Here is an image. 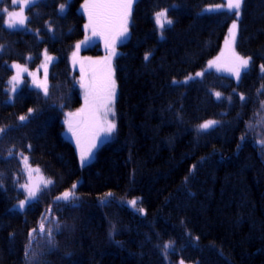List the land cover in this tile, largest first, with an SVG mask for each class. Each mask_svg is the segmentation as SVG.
<instances>
[{
    "label": "trees",
    "instance_id": "1",
    "mask_svg": "<svg viewBox=\"0 0 264 264\" xmlns=\"http://www.w3.org/2000/svg\"><path fill=\"white\" fill-rule=\"evenodd\" d=\"M86 1L61 13L67 0H38L19 31L0 15V264H264V0H243L237 50L250 63L239 83L215 73L183 83L221 51L235 15L207 10L224 0H138L115 64L116 134L81 169L62 134L64 117L83 104L70 58L86 37ZM161 11L172 22L162 39ZM44 49L56 56L47 95L24 87L9 102L11 63L36 68ZM21 154L52 184L18 212ZM79 181L73 198L57 201Z\"/></svg>",
    "mask_w": 264,
    "mask_h": 264
},
{
    "label": "rangeland",
    "instance_id": "2",
    "mask_svg": "<svg viewBox=\"0 0 264 264\" xmlns=\"http://www.w3.org/2000/svg\"><path fill=\"white\" fill-rule=\"evenodd\" d=\"M137 1L138 0H134L132 4L131 13L128 17V23H127L128 31L125 35H119V32H120L119 19H116L109 23H105L103 25L96 24L95 25L96 34L95 35L93 34V25L90 24L89 14L90 13L92 14L93 21L95 22V20L97 19L96 13L98 10L94 9L92 5L96 3H101V2H108V0H87L80 7V11L84 10L85 15H86L85 16L86 28H87L86 37L75 45V49L73 50L71 58H70V65L74 72L79 73V76H80L79 82H80V89L82 92L83 104L78 110L72 113H69L68 115L64 117L65 128H64L62 135L66 139V141L70 142L75 147V150L78 155L79 166L81 169H84L85 167L90 165L94 161L96 154L98 153L100 148L110 143L116 134V131H117L116 102L118 98V85L116 82L115 64L121 52L120 46L126 44L127 41L129 40L131 15H132L134 6L137 3ZM224 1L226 2L225 6L210 7L208 8L207 11L233 12L229 10L227 7L228 0H224ZM22 2L23 0H17V4L15 5L12 4V9H8V10L18 11L19 5ZM71 2L72 0H67V4L64 5L63 12L61 11L60 12L64 13L68 7V4H70ZM242 5H243V2H242ZM242 5L240 8L239 17L235 15V19L232 21V23L229 26L227 35L223 41L221 51L219 52V54L213 59H211L201 71L197 72V73H201L202 75L198 76L197 73H195L189 76V77H192V79H189L188 77L183 81V83L202 79L203 76L207 73H215L220 76L231 78L236 83L240 82L242 74L247 68L241 69L239 79H237L236 76L232 72L228 71V69L232 67L235 63L233 53H235L236 55L240 57L247 58L241 55L237 50V41H238V32H239L238 24L241 18ZM30 7L26 8L24 11V15L27 17L25 25L17 26L13 29H10L7 27V14L3 11V9H6V8H1L0 15L3 18L2 21H3L4 27L9 31H18V30L26 29L27 22H28L27 11ZM234 22L237 24V29L235 30L236 32L235 42L226 46V41L232 40V37L230 36V30ZM162 23L164 25L163 28H161L156 23L158 30H159L160 39L164 37L163 29L167 26H170V24L164 22L163 18H162ZM97 44H100V49L102 50L101 54L97 53L96 51L91 52L94 55L87 52L89 49L92 50L93 47L96 46ZM77 45L80 46L79 49H77ZM113 52L115 54H113ZM49 57L51 59H49ZM212 61H216L217 63L214 64L212 67H209L210 62ZM55 62H56V56L49 53L47 49H44V51L42 52V60H41L40 65L37 66L36 68H31L27 64H24V65L19 64L22 68L26 69V71H23L20 73V77L17 81H13L10 83V81L12 80V77L16 75L18 71L17 69L12 67L13 64H18V63H11L10 67L12 69L13 74L8 83L9 84V102H13L15 99V96L24 87H27L33 91L42 92L44 95H47L45 94V88L47 89V93H48V90L50 87L51 67ZM249 63H250V60H249ZM217 67H219L220 70H217ZM110 81L115 82V97H114L113 102L110 105H108V107L112 109V112H107L106 114V108L104 105H105L108 85L110 84ZM82 83L85 85L84 87L81 86ZM13 86H15V91H12ZM86 92L88 94L87 104L85 102ZM81 109H84V111L81 112ZM107 122L115 123V129L110 134H107L104 131V129L107 126ZM69 123L72 124L73 129L76 130L78 136L80 137L79 146L77 145V138L73 136L72 132H69L68 130ZM215 125H216V121L213 126ZM212 127H209V128H212ZM203 130H206V129H203ZM81 152H83L86 155V159L84 160L83 163L81 162ZM34 169L36 168L31 167L29 163L26 167L24 166V170L27 175V181L23 185L27 184L31 188L39 187V189L41 190V188L45 187L44 186L45 182L49 181L50 179H47L46 177L42 176L40 172H36L34 171ZM80 182L81 181H79L75 185V188H73L72 191H68L73 194L70 197V199L75 196V193L73 191L80 184ZM51 184H48L47 187L50 186ZM20 189L25 193L24 200H27V195H28L27 191L23 187H20ZM32 201L33 200L27 201L25 203V207L23 210H20L18 208V205H19V202H18L13 206V210L18 211V212H23L28 206V204L31 203ZM57 201L66 202L63 199H60ZM183 264H191V263H183Z\"/></svg>",
    "mask_w": 264,
    "mask_h": 264
},
{
    "label": "snow or ice",
    "instance_id": "3",
    "mask_svg": "<svg viewBox=\"0 0 264 264\" xmlns=\"http://www.w3.org/2000/svg\"><path fill=\"white\" fill-rule=\"evenodd\" d=\"M37 2V0H23V2L19 5V10L18 11H9L8 9H3V11L7 14V27L10 29H13L17 26H24L26 23V19L27 17L24 15V11L26 8L30 7L32 4H35ZM134 0H108V2H101V3H96L93 4L92 7L94 9H97V13H96V17L97 19L95 20V22L93 21V16L90 13L89 14V21L90 24L93 25V34H96V24H105V23H109L111 21H114L116 19H119L120 21V32L119 35H125L128 31V27H127V23H128V17L131 13V8H132V4H133ZM243 0H228V9L233 11L234 15H236L237 17H239L240 14V8L242 5ZM12 4H17V0H12ZM64 10V5L60 6V11L63 12ZM162 18L164 19V22L171 24V20H168L166 17V11H161L156 13L155 15V20L157 25H159L161 28H163V23H162ZM237 29V24L234 22L232 24V28L230 30V36L232 37L231 41H226V46L232 44L235 42V35L236 32L235 30ZM79 45H77V49H79ZM113 54H115L113 52ZM234 56V65L232 67H230L228 69V71L232 72L237 79H239L240 77V72L241 69H246L249 65V60L250 58H243L240 57L238 55H236L235 53H233ZM49 59H51L49 57ZM145 59H147V56L145 57ZM216 61H212L209 64V67H212L214 64H216ZM13 68L17 69V74L14 75L12 77V80L10 81H17L20 77V73L23 71H26V69L22 68L19 64H13L12 65ZM217 70H220L219 67H217ZM261 71L264 72V65H261ZM197 75H202L201 73H197ZM189 79H192V77H189ZM175 83V81H174ZM82 87H84L85 85L82 83L81 85ZM12 91H15V86H13ZM45 94H47V89L45 88ZM217 96V98L220 97V93H216L215 94ZM115 97V82L114 81H110V84L108 85V91H107V96H106V100H105V108H106V114L107 112H112V109L110 107H108V105H110ZM241 99L243 100L244 97L241 96ZM85 102L86 104L88 103V94L86 92L85 95ZM262 109H264V104H262ZM84 109H81V112H83ZM114 114V113H113ZM258 116L260 114H257ZM21 121H23L25 119V117L21 116L19 118ZM262 120H264V117L261 118ZM215 124V121H208L202 125H200L201 129H208L209 127H212ZM115 129V123L113 122H107V126L104 129V131L107 134H110L113 130ZM69 132H72L73 136H75L77 138V145L79 146L80 143V137L78 136L76 130L73 129L72 124L69 123V128H68ZM262 144H264V141H261ZM11 151L9 152V155H11ZM22 155V154H21ZM22 159L23 162L25 163V165H28V158L24 157L22 155ZM86 159V155L81 152V162L83 163L84 160ZM34 171L39 172V169H34ZM52 182L46 181L45 182V187H47L48 184H51ZM21 187L25 188V190L27 191V200H22L19 202L18 208L20 210H23L25 207V203L27 201H31L37 198V192L40 191L39 187L36 188H31L29 187L27 184L22 185ZM73 188H75V185H73ZM73 194L70 192H64L62 194L61 197H57V200L63 199L65 201L69 200L70 197ZM131 203L133 205H135V201H131ZM142 211V209H141ZM38 229H39V233L41 235H43L45 233V224L42 221L39 223L38 225ZM36 229H33V232H36ZM30 236L32 235V233L29 234ZM47 236L49 238V241H51V237H52V229L51 227H49L47 229ZM165 248L170 247L169 244L164 245ZM25 255L27 256L28 253L26 252ZM181 264H183V261H181Z\"/></svg>",
    "mask_w": 264,
    "mask_h": 264
},
{
    "label": "bare ground",
    "instance_id": "4",
    "mask_svg": "<svg viewBox=\"0 0 264 264\" xmlns=\"http://www.w3.org/2000/svg\"><path fill=\"white\" fill-rule=\"evenodd\" d=\"M226 5V2L224 1V4H223V6H225ZM217 6V5H216ZM232 23V22H231ZM230 23V24H231ZM230 24L228 25V28L226 29V31H225V34H227V31H228V29H229V26H230ZM239 28V27H238ZM240 36V34H239V32H238V37ZM244 102V101H243ZM239 103H241L242 104V101H241V99L239 100V102L237 101L235 104L236 105H238ZM207 104H208V106H209V102H207ZM235 110L236 111H238L239 110V108H238V106H236L235 107ZM259 111V109H257L256 107H254V112L256 113V112H258ZM222 114L223 115H225L226 114V112L224 111V110H222ZM213 120H215V121H218V120H216V119H213ZM227 126H226V128L228 127V133H227V135L229 136H231L232 134H230V132H232L231 130H235V126L237 125V121H236V119H235V117L232 115L230 118H229V120L227 121ZM224 133H219V134H217L216 135V137H220L221 135H223ZM263 145V147H264V144H262ZM37 169H39L38 167H36ZM39 171H40V173H41V170L39 169ZM35 200V199H34ZM33 200V201H34ZM32 201V202H33ZM31 202V203H32ZM30 204V203H29ZM141 209H142V211H141ZM135 214H137V215H144V214H146V211H145V209H143V208H139V209H135ZM115 231H117V232H123L124 230H120V229H117V230H115ZM147 246V248H148V252H147V258H150V259H152L153 260V257L154 258H158V251L155 249V245L153 244V242H150V244L149 245H146ZM155 262V261H154ZM156 263V262H155ZM157 264V263H156Z\"/></svg>",
    "mask_w": 264,
    "mask_h": 264
},
{
    "label": "crops",
    "instance_id": "5",
    "mask_svg": "<svg viewBox=\"0 0 264 264\" xmlns=\"http://www.w3.org/2000/svg\"><path fill=\"white\" fill-rule=\"evenodd\" d=\"M81 13H82L84 16H86V15H85V11H84V10H83V11H81Z\"/></svg>",
    "mask_w": 264,
    "mask_h": 264
}]
</instances>
